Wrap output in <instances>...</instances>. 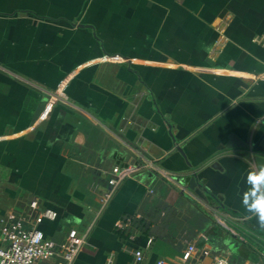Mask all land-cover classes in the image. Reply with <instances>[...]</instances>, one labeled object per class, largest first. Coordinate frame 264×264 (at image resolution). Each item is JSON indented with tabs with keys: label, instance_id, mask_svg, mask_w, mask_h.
Segmentation results:
<instances>
[{
	"label": "crops",
	"instance_id": "crops-1",
	"mask_svg": "<svg viewBox=\"0 0 264 264\" xmlns=\"http://www.w3.org/2000/svg\"><path fill=\"white\" fill-rule=\"evenodd\" d=\"M263 138L264 0H0V216L57 212L74 264H264L240 189Z\"/></svg>",
	"mask_w": 264,
	"mask_h": 264
},
{
	"label": "built area",
	"instance_id": "built-area-1",
	"mask_svg": "<svg viewBox=\"0 0 264 264\" xmlns=\"http://www.w3.org/2000/svg\"><path fill=\"white\" fill-rule=\"evenodd\" d=\"M138 171L137 166L116 167L109 180L112 189L109 198L123 181ZM35 206L36 203H33L32 207L36 208ZM57 215L53 210L44 211L36 217L32 228H26L23 219L14 213L0 216V264H54L52 260L57 258L62 259V264H74L86 244V237L72 229L66 243L59 250L39 227L44 220H56ZM128 222H131V219H128ZM129 238L135 240V235L132 234ZM151 242L152 240H149L148 243ZM207 257H212L210 264H232L229 256L213 255L209 249H198L195 245L189 246L183 253L180 264H201ZM144 258L142 250L135 251V264H143ZM156 264L168 263L159 260Z\"/></svg>",
	"mask_w": 264,
	"mask_h": 264
},
{
	"label": "clouds",
	"instance_id": "clouds-1",
	"mask_svg": "<svg viewBox=\"0 0 264 264\" xmlns=\"http://www.w3.org/2000/svg\"><path fill=\"white\" fill-rule=\"evenodd\" d=\"M246 185L241 203L246 211L256 217L264 230V164L250 170L244 179Z\"/></svg>",
	"mask_w": 264,
	"mask_h": 264
},
{
	"label": "water",
	"instance_id": "water-1",
	"mask_svg": "<svg viewBox=\"0 0 264 264\" xmlns=\"http://www.w3.org/2000/svg\"><path fill=\"white\" fill-rule=\"evenodd\" d=\"M263 139L258 144H256L255 147L253 148V150L251 151L250 161H252L254 166H252L249 169H247L245 174L243 175V178H242V180L240 182L241 194L244 193L245 188H246V185L244 184V179L246 178L248 172L250 170L255 169L258 165L264 164V151H259V145L262 143ZM234 146L247 148L249 145L245 144L238 137H236L235 135L232 134L229 137V142L227 144V148H231V147H234Z\"/></svg>",
	"mask_w": 264,
	"mask_h": 264
},
{
	"label": "rangeland",
	"instance_id": "rangeland-1",
	"mask_svg": "<svg viewBox=\"0 0 264 264\" xmlns=\"http://www.w3.org/2000/svg\"><path fill=\"white\" fill-rule=\"evenodd\" d=\"M1 174H3L2 172H0V176ZM15 189L11 188L10 186L8 187L6 182H3L0 180V196H2L3 191L6 192V194H11L12 192H14Z\"/></svg>",
	"mask_w": 264,
	"mask_h": 264
},
{
	"label": "trees",
	"instance_id": "trees-1",
	"mask_svg": "<svg viewBox=\"0 0 264 264\" xmlns=\"http://www.w3.org/2000/svg\"><path fill=\"white\" fill-rule=\"evenodd\" d=\"M231 262H232V260H231Z\"/></svg>",
	"mask_w": 264,
	"mask_h": 264
}]
</instances>
